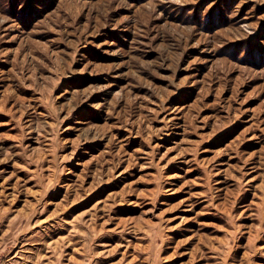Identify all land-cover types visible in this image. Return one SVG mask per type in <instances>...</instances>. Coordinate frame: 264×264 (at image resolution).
Returning a JSON list of instances; mask_svg holds the SVG:
<instances>
[{
	"label": "rangeland",
	"instance_id": "obj_1",
	"mask_svg": "<svg viewBox=\"0 0 264 264\" xmlns=\"http://www.w3.org/2000/svg\"><path fill=\"white\" fill-rule=\"evenodd\" d=\"M0 264H264V0H0Z\"/></svg>",
	"mask_w": 264,
	"mask_h": 264
}]
</instances>
